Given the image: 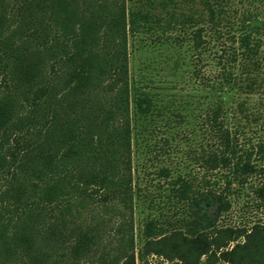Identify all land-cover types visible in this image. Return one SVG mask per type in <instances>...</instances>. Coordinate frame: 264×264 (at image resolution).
<instances>
[{
  "label": "trees",
  "instance_id": "1",
  "mask_svg": "<svg viewBox=\"0 0 264 264\" xmlns=\"http://www.w3.org/2000/svg\"><path fill=\"white\" fill-rule=\"evenodd\" d=\"M181 1L0 0V264H264V223L219 225L236 187L264 177V141H244L264 102L250 115L242 101L230 117L219 97L204 123L203 177L170 183L186 215L149 218L136 249L133 144L163 113L132 78L130 39L209 17L228 42L216 91H264L261 23L231 22V0H198L203 11L191 14ZM253 192L264 211V179Z\"/></svg>",
  "mask_w": 264,
  "mask_h": 264
},
{
  "label": "rangeland",
  "instance_id": "2",
  "mask_svg": "<svg viewBox=\"0 0 264 264\" xmlns=\"http://www.w3.org/2000/svg\"><path fill=\"white\" fill-rule=\"evenodd\" d=\"M181 2L182 10L189 14L196 9L203 11L198 0ZM230 8L231 22L248 23L257 19L255 25L261 23L260 32H264V0H231ZM203 23L175 31L171 36L158 33L130 39L132 78L161 100L163 113L136 132L133 144V221L137 252L144 244L145 223L149 218L177 219L186 215L185 207L173 197L170 183L179 175H192L199 180L203 177L197 159L209 143L204 123L219 97L230 117L242 101L246 102L250 115L259 112L264 102V91L244 94L232 86L216 91L218 54L225 46L223 42H228L226 38L222 43L217 41L209 17ZM201 27L204 29L203 44L199 48L194 34ZM244 123L247 124V120L244 119ZM244 141L256 144L264 141V119L250 122ZM260 164L264 169V160ZM165 169L171 173L169 178L161 174ZM263 179L255 176L243 188L236 187V193L231 196L232 208L224 215L220 226L251 227L264 223V211L258 208L253 192ZM137 264L143 263L137 260ZM147 264L177 263L150 256Z\"/></svg>",
  "mask_w": 264,
  "mask_h": 264
},
{
  "label": "water",
  "instance_id": "3",
  "mask_svg": "<svg viewBox=\"0 0 264 264\" xmlns=\"http://www.w3.org/2000/svg\"><path fill=\"white\" fill-rule=\"evenodd\" d=\"M256 24V23H255Z\"/></svg>",
  "mask_w": 264,
  "mask_h": 264
}]
</instances>
